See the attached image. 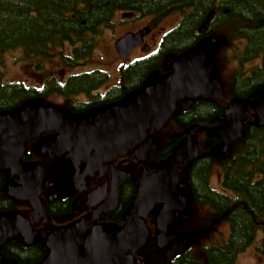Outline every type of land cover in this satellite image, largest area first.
Listing matches in <instances>:
<instances>
[{
    "label": "trees",
    "instance_id": "1",
    "mask_svg": "<svg viewBox=\"0 0 264 264\" xmlns=\"http://www.w3.org/2000/svg\"><path fill=\"white\" fill-rule=\"evenodd\" d=\"M216 6L218 12L209 32L199 33V26ZM118 11L148 17L153 29L167 17L180 15L179 22L163 34L158 47L121 64L120 81L125 95L168 76L173 70L172 62L204 37L216 39L208 61L213 77L223 84L224 97L216 101L198 96L188 108H182L179 100L178 109L164 126L167 142L153 153L157 161L171 153L188 127L221 115L233 97H247L264 88V0H0V62L5 52L20 49L27 58H57L63 67H77L92 56L98 34L113 25ZM219 48L221 53L216 55ZM67 79L72 83L100 81L109 79V73L94 70ZM57 80L50 76L45 87L37 90L24 82L5 81L0 70V113L20 109L47 92L65 91L68 85L57 86ZM253 116L246 121L240 139L230 144L225 153L214 154L218 158L216 165L225 172L224 186L237 195L234 201L239 203L230 212L231 237L224 246L203 248L198 235L176 264H229L236 252L255 239L261 227L257 221L262 219L264 209V126L256 127ZM196 135L202 152L220 141L205 131H197ZM201 154L183 166L181 176L194 206L205 203L219 208L217 202L221 203L223 195L210 187L214 166ZM2 185L0 182V190ZM8 204L9 199H0V211ZM200 223L190 222V230L197 229ZM258 249L264 256V241ZM0 252V264H36L47 249L38 242L26 244L10 239Z\"/></svg>",
    "mask_w": 264,
    "mask_h": 264
},
{
    "label": "water",
    "instance_id": "2",
    "mask_svg": "<svg viewBox=\"0 0 264 264\" xmlns=\"http://www.w3.org/2000/svg\"><path fill=\"white\" fill-rule=\"evenodd\" d=\"M217 11L218 7H215L206 15L198 28L199 33L208 32ZM132 15L133 12L124 14L127 17ZM150 32L151 28L147 26L118 38L115 50L121 60L126 61ZM215 40L214 37H205L198 45L189 48L172 62L173 70L168 76L130 92L117 103L103 107L93 129H78L84 138V144L95 145L98 153L108 158L118 153L124 154L129 147L144 138L147 127L151 128V132L155 128H162L176 111L178 100L183 99L182 108H188L193 98L198 96L222 100L223 84L213 77V67L208 61L209 50L213 48ZM250 109L256 114L255 125L263 126L264 88L255 90L247 97H233L221 115L209 122L195 123L188 127L185 137L173 148L171 154L160 163L150 165L148 172L140 175L137 193L124 212L123 225L97 227L89 233L82 245L76 241V236L81 232L80 224L55 230L49 234L47 240L49 253L36 264H135L133 252L147 239L149 230L145 217L154 204H164L157 218V225L162 230L175 219L176 209L184 210L187 206L186 197L172 189L180 182L183 166L200 154L197 131H205L210 137L222 139L223 142L218 143L213 151L225 152L230 143L242 137ZM79 124L82 125V121ZM67 125L73 127V122L61 110L53 106H43L39 101L29 102L15 111L1 112L0 168L11 167L12 173L25 174L34 187L36 185L40 188L41 176L33 175L34 165H22L20 161L25 142L43 130H61ZM156 146L154 142L149 147L154 149ZM149 147H143L145 153L140 157L147 156ZM38 192L39 190L33 191L37 200L40 199ZM29 197L34 200L33 196ZM24 227L30 230L32 228L29 220L20 215H1L0 246L9 237H14L19 232L25 233L22 229ZM30 234L32 235L31 231ZM197 234L198 231H193L173 236L174 244L165 254L172 257L185 251ZM161 235L158 236V244L162 246L166 244V240ZM129 249L132 251L128 252Z\"/></svg>",
    "mask_w": 264,
    "mask_h": 264
},
{
    "label": "flooded vegetation",
    "instance_id": "3",
    "mask_svg": "<svg viewBox=\"0 0 264 264\" xmlns=\"http://www.w3.org/2000/svg\"><path fill=\"white\" fill-rule=\"evenodd\" d=\"M125 12L121 13L124 15ZM137 14L133 12L130 18L135 19L139 15ZM176 15L179 16L180 20V15ZM147 24L151 28L149 21ZM140 29L128 32H137ZM155 29L151 28L148 36L154 33ZM203 35H206V33ZM148 36L134 50L139 49L148 52L149 49H152L157 44L154 42L150 47L147 44ZM162 36L156 47L159 46ZM94 70L102 69H93L82 73H90ZM79 74L81 73L61 76L57 80V86L62 87L68 85L65 91L47 92L46 96L32 100L41 102L43 106L58 108L67 119L73 122V127L67 125L62 127L61 130H43L37 136L31 137L25 142V150L20 157V161L22 165H34L35 171H33V175L36 176L39 174L41 176L42 184L40 188L36 185L34 187L28 181L25 174L19 172L12 173L11 167L0 168V182L3 184L0 190V199H9L8 208L0 211V216L18 214L22 218L29 220L32 227L31 230L26 227L22 228L25 233L19 232L14 237H9L6 242L10 239L26 244L38 242L42 247L44 245L45 249H47L46 255L50 251V247L47 244L49 234L55 230L80 224L81 232L76 236V241L79 245H82L89 233L97 227L111 224L123 225L124 212L137 193L140 175L148 172L150 165L160 163L171 154L160 161L153 158V153L161 150L167 142L168 131L164 126L171 117L164 123L162 128H155L153 132H151L150 127H147V133L144 135V138L135 143L133 147H129L124 154L118 153L108 158L99 154L95 145L88 144L86 146L83 142L84 138L80 135L78 129H93L97 124L100 110L105 106L119 102L126 95L123 84L120 81V76L118 81L110 79L93 80L84 83H72L68 81V76ZM45 84L41 86H29L41 90L45 87ZM52 97L60 100L59 105H54L49 102ZM182 101L183 99H180V105ZM251 114H254L253 122L255 125L256 114L252 109H250L249 117ZM80 121H82V125L79 124ZM154 142L157 146L152 149L150 147L154 145ZM221 142H223L222 139L216 144L211 145L208 149L209 151L205 149L202 152L200 149L202 157L209 159L210 165L214 166V170L210 176V187L218 194L223 195V198H220L221 203L217 202L219 208L216 206H207L205 203L197 205V207L202 208L206 212L205 219L200 220L201 223L197 229L190 230L188 226V208L192 203L189 200L188 186L184 182V177L180 175V182L172 190L186 197V208L184 210L176 209L175 219L168 223L165 230H162L157 225V218L164 204L163 202H156L154 204L153 208L145 217V222L149 230L147 239L142 246L133 252L136 259L135 264H163L166 261L164 264H176L178 260L183 258L182 254L189 248L193 241L189 243L185 251L177 253L172 257H168L165 251L173 246L175 241L172 240L173 236L193 231H198L197 236H205V239H208H201L200 245L203 248L214 244L218 246L227 244L232 234L230 212H232V209L238 208L239 203L234 201L237 195L223 184L225 172L216 165L218 158L214 154L225 153L229 148L228 146L225 152H214L213 148ZM146 145L150 147L148 148L147 156L142 158L140 156L144 155L143 147ZM214 173L218 176V180L216 178L219 182L218 186L213 184ZM134 189L135 193L133 192ZM35 190H39L38 196L40 199L38 200L35 199L33 194ZM18 195H26V197H20ZM29 196H33L34 200ZM262 213V219L257 221L258 226L261 223V227L257 230L255 239L241 251L236 252L235 258L233 256L229 264H237L239 256L251 248L252 245L256 248L257 255L260 258L259 264H264V256L258 249L264 241V209ZM164 215L166 216L167 214L164 213ZM221 226L226 227L224 229L225 231L220 229ZM159 234H162V239L166 240V244L162 246L158 244ZM211 236L213 240H211ZM3 245L0 246V250ZM130 251L132 249L128 250V252Z\"/></svg>",
    "mask_w": 264,
    "mask_h": 264
},
{
    "label": "rangeland",
    "instance_id": "4",
    "mask_svg": "<svg viewBox=\"0 0 264 264\" xmlns=\"http://www.w3.org/2000/svg\"><path fill=\"white\" fill-rule=\"evenodd\" d=\"M120 11L117 12L114 18V23L109 28H103L97 36L96 48L90 58L85 60L81 65L73 68H67L61 66L57 58L53 59H35L27 58L20 49H14L7 51L2 56V62H0V70L3 72V78L5 81H20L27 85L41 86L46 82L50 76H55L57 79L61 76H67L69 74L82 73L84 71L93 69L107 70L110 75V80L118 81L120 76V66L122 63H129L137 57H141L145 54V51L139 49L134 50L131 56L122 61L118 53L115 50V43L118 38L125 35L128 31H136L140 28L147 26L149 18L138 16L135 19L124 16ZM179 21L178 15H172L166 18L159 27L154 30L150 36L147 37V44L151 47L153 43L159 42L163 33L173 28ZM157 44L152 48H156ZM150 50V49H149ZM221 49L216 50L215 54L219 55ZM173 61V59L169 60ZM250 66V65H249ZM49 102L54 105H59L60 100L56 97L50 98ZM218 176L214 173L215 186L219 185ZM189 220L188 226L190 228V222L196 223L205 219L206 212L202 208L189 205L188 208ZM195 225H191L194 227ZM221 226L220 229L225 231L226 227ZM214 235V234H212ZM208 240L205 236L199 237L197 241ZM260 258L257 255L256 248L252 245L246 252L242 253L237 264H259Z\"/></svg>",
    "mask_w": 264,
    "mask_h": 264
}]
</instances>
